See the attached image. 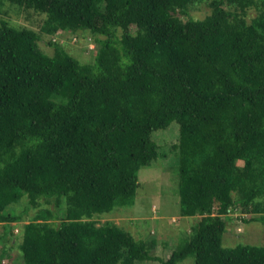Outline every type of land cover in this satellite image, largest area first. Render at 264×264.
Segmentation results:
<instances>
[{
  "label": "trees",
  "instance_id": "obj_1",
  "mask_svg": "<svg viewBox=\"0 0 264 264\" xmlns=\"http://www.w3.org/2000/svg\"><path fill=\"white\" fill-rule=\"evenodd\" d=\"M8 1L44 13L39 31L0 22V239L20 222L23 264H264V244L222 243L229 213L264 220V0L186 19L199 0ZM59 30H89L92 61L43 51ZM172 120L180 214L200 217L162 258L97 216L133 203Z\"/></svg>",
  "mask_w": 264,
  "mask_h": 264
},
{
  "label": "rangeland",
  "instance_id": "obj_2",
  "mask_svg": "<svg viewBox=\"0 0 264 264\" xmlns=\"http://www.w3.org/2000/svg\"><path fill=\"white\" fill-rule=\"evenodd\" d=\"M210 0H199L193 3L188 12L180 14L182 19L189 16L200 18L210 11ZM250 14H254L251 9ZM44 13L32 8L10 3L8 0L0 2V22H7L16 26H27L39 31ZM131 30L135 26L130 27ZM40 48L51 54L55 40L65 49L75 55L81 62L92 61L96 43L89 30L68 32L59 30L55 34L39 32ZM120 33V30L118 31ZM179 136V124L172 120L166 127L153 130L152 138L158 144L160 156L151 165H143L138 169V185L133 203L115 207L112 211L103 212L97 216L98 222L112 220L129 230L136 238L150 242L151 253L166 258L186 237L190 235L192 225L200 216H183L179 209L178 192V148L173 146V140ZM26 206L25 200L15 209L21 211ZM41 206H45L42 203ZM39 206L27 207L23 213V221H27ZM227 230L222 235L224 245L236 243L264 244V220L248 219L251 214L229 213ZM248 219V220H245ZM20 222H12L11 232H6L0 239V264H23L21 251L16 243L15 234ZM0 224V233L3 232ZM20 241V236L17 237ZM138 264H158L159 260L145 259L136 261ZM176 264H194V256L188 255Z\"/></svg>",
  "mask_w": 264,
  "mask_h": 264
}]
</instances>
